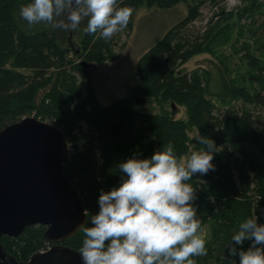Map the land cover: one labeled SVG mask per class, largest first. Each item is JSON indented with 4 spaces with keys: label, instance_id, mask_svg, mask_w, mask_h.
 I'll use <instances>...</instances> for the list:
<instances>
[{
    "label": "trees",
    "instance_id": "obj_1",
    "mask_svg": "<svg viewBox=\"0 0 264 264\" xmlns=\"http://www.w3.org/2000/svg\"><path fill=\"white\" fill-rule=\"evenodd\" d=\"M182 1L120 0L119 7L132 9L127 27L110 40L85 32L80 51L72 56V50L61 46L54 32L21 30L14 11L19 2L27 4L30 0H0V131L26 117L59 127L71 147L63 173L70 186L79 191L89 211L88 219L97 211L99 190L117 185L119 177L109 169L119 161L134 154L149 157L169 142L184 159L189 153L191 130L209 137L217 147L212 161L215 171L197 174L189 181L196 190L197 218L203 222L209 219L211 229L207 255L194 259L196 264H226L225 249L239 222L255 213L258 223H264V130L250 111L228 109L220 113L209 98L218 93L213 94L206 86V72L182 69L210 44L211 33L200 37L187 31L198 18L196 8H191L188 16L166 32L137 64L135 96L183 107L186 120H176L168 113L137 111L135 97L102 106L93 85V70L80 65L85 61L101 67L114 62L116 49L124 47L123 36L133 30V13L141 7L164 10ZM259 1L251 0L252 7L242 9L240 16L254 19ZM251 32L257 36L256 30ZM247 56L248 66L263 71L259 59ZM238 93L246 104L258 106L264 113V93L251 94L245 89ZM199 147L204 150V145ZM45 232L43 226H31L17 238H3L2 244L9 255L26 263L53 245ZM83 238L79 231L62 244L78 251Z\"/></svg>",
    "mask_w": 264,
    "mask_h": 264
},
{
    "label": "clouds",
    "instance_id": "obj_2",
    "mask_svg": "<svg viewBox=\"0 0 264 264\" xmlns=\"http://www.w3.org/2000/svg\"><path fill=\"white\" fill-rule=\"evenodd\" d=\"M120 0H30L19 10L28 25L47 23L53 29L75 31L87 18L84 31L110 40L126 28L132 9ZM63 17V19H58ZM203 151L179 158L171 142L151 156L119 161L110 173L117 185L99 190L94 214L79 225L83 240L78 249L82 264H196L207 255L198 233L194 176L215 171V142L199 135ZM98 162L103 163L99 159ZM259 217L239 222L226 246V264H264V223ZM247 242V248L244 247ZM2 264V262H0Z\"/></svg>",
    "mask_w": 264,
    "mask_h": 264
},
{
    "label": "rangeland",
    "instance_id": "obj_3",
    "mask_svg": "<svg viewBox=\"0 0 264 264\" xmlns=\"http://www.w3.org/2000/svg\"><path fill=\"white\" fill-rule=\"evenodd\" d=\"M227 1L183 0L170 9L143 6L135 11L133 30L129 36H123L121 43L124 47L116 49L115 61L101 67L95 66L91 72L96 95L101 105L109 107L115 100L136 97L139 58L157 44L166 32L182 22L188 16L190 9L195 7L198 18L187 27V31L192 35H201V32L206 30V34L211 33L210 44L207 51L194 56L182 69L187 73L196 70L206 72L208 80L206 86L213 94L218 93L209 98L220 113L228 109H234L238 113L250 111L253 117L259 120L261 129L264 130L262 109L246 104L238 93L240 89H245L251 94L264 93V0H260L255 6L254 19L249 18L250 16L242 17L239 14L242 9L252 7L251 0H235L241 4L233 7L228 13L224 11ZM23 5L26 3L19 2L14 11V18L22 31L54 32L60 45L72 50V56L74 52L80 51L87 18L81 21L79 28L75 31L53 29L44 22L30 26L20 17L19 10ZM219 11L218 16L216 13ZM252 30L257 31L255 38ZM247 54L259 59L260 68L263 71L248 66ZM136 110L151 115L172 114L170 103H161L153 99H147L144 104L136 105ZM186 115L185 108L176 106L174 114L176 120H186ZM189 136V153L183 159L184 161L192 151H200L199 144L195 141L198 132L191 130ZM262 216L264 217V212ZM198 220L200 221L198 233L202 234L207 241L211 236L209 219L204 222L201 219ZM247 246L248 244L246 248Z\"/></svg>",
    "mask_w": 264,
    "mask_h": 264
},
{
    "label": "water",
    "instance_id": "obj_4",
    "mask_svg": "<svg viewBox=\"0 0 264 264\" xmlns=\"http://www.w3.org/2000/svg\"><path fill=\"white\" fill-rule=\"evenodd\" d=\"M81 67L93 70L85 61ZM137 105L145 99L135 97ZM172 117L176 105L171 104ZM71 147L55 124L26 117L0 131V262L2 264H82L79 252L62 243L87 219L79 191L64 176ZM46 228L55 243L26 263L9 255L3 238H17L31 226Z\"/></svg>",
    "mask_w": 264,
    "mask_h": 264
},
{
    "label": "built area",
    "instance_id": "obj_5",
    "mask_svg": "<svg viewBox=\"0 0 264 264\" xmlns=\"http://www.w3.org/2000/svg\"><path fill=\"white\" fill-rule=\"evenodd\" d=\"M239 4H241V3H239L238 1H235V0H228V1H227V5H226V7H225L226 10H224V11L228 13V12L232 11V8H233V7H235V6L238 7ZM224 11H223V12H224ZM219 14H220V11H219L218 13H216V15H218V16H219ZM218 16H217V17H218ZM202 30H203V29H201V31H202ZM201 31H200V32H201ZM205 33H206V30H205V31H202V32H201V35H200V34H199V35H200V36H203Z\"/></svg>",
    "mask_w": 264,
    "mask_h": 264
},
{
    "label": "flooded vegetation",
    "instance_id": "obj_6",
    "mask_svg": "<svg viewBox=\"0 0 264 264\" xmlns=\"http://www.w3.org/2000/svg\"><path fill=\"white\" fill-rule=\"evenodd\" d=\"M54 245H55V243H53V245H52V246H54ZM52 246H51V247H52ZM51 247H49V248H48V250H49ZM46 251H47V250H46ZM44 252H45V251H44Z\"/></svg>",
    "mask_w": 264,
    "mask_h": 264
}]
</instances>
